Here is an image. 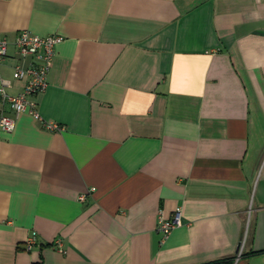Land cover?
<instances>
[{
    "label": "crops",
    "instance_id": "0c3cea01",
    "mask_svg": "<svg viewBox=\"0 0 264 264\" xmlns=\"http://www.w3.org/2000/svg\"><path fill=\"white\" fill-rule=\"evenodd\" d=\"M23 30L64 129L0 100V264H264V0H0L10 94Z\"/></svg>",
    "mask_w": 264,
    "mask_h": 264
},
{
    "label": "built area",
    "instance_id": "2783aa9c",
    "mask_svg": "<svg viewBox=\"0 0 264 264\" xmlns=\"http://www.w3.org/2000/svg\"><path fill=\"white\" fill-rule=\"evenodd\" d=\"M63 39L60 35L40 36L29 30L19 32L14 40L16 52L22 60L29 61L25 64L15 65L12 78L14 80L24 81V86L17 94H10L7 92L9 81L3 78L1 72V66L8 57L9 43L5 37L0 36V100L2 104H8L15 116L25 112L28 113L36 121L41 122L44 129L51 132L62 131L64 126L54 121L44 120L34 98L47 88L48 74L54 60V48ZM15 123L14 116H10L0 109V129L6 132H12L15 128ZM79 199L84 200L85 196L81 195ZM181 225L182 210L178 207L169 219L164 218L162 215L159 216L157 230L163 238H166L173 229ZM35 240L36 233L33 232L25 242L26 250H30L33 247L36 242ZM55 247L63 252L60 239L55 241Z\"/></svg>",
    "mask_w": 264,
    "mask_h": 264
},
{
    "label": "trees",
    "instance_id": "16d2710c",
    "mask_svg": "<svg viewBox=\"0 0 264 264\" xmlns=\"http://www.w3.org/2000/svg\"><path fill=\"white\" fill-rule=\"evenodd\" d=\"M206 264H232L231 260H221V261H215L212 263H206Z\"/></svg>",
    "mask_w": 264,
    "mask_h": 264
}]
</instances>
